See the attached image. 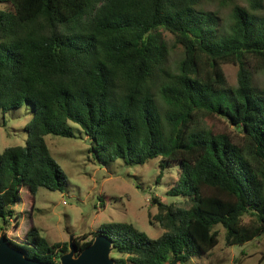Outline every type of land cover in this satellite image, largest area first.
I'll list each match as a JSON object with an SVG mask.
<instances>
[{"label":"trees","instance_id":"1","mask_svg":"<svg viewBox=\"0 0 264 264\" xmlns=\"http://www.w3.org/2000/svg\"><path fill=\"white\" fill-rule=\"evenodd\" d=\"M204 1L0 0V113L33 107L26 145L0 154L5 225L19 226L14 207L24 189L33 197L41 187L66 191L68 178L45 137L73 138V122L95 151L108 152L99 155L106 164L162 158L159 183L177 163L179 180L167 194L184 199H153L152 224L165 230L158 239L110 223L76 237L79 250L104 234L120 255L115 264H190L219 244L218 226L228 247L264 236V94L254 81V71L264 70V0H248L249 8L220 0L233 4L229 33L201 9ZM160 29L185 50L177 75L164 70L169 47ZM225 64L238 67L237 87L229 86ZM213 117L233 126L238 141L201 126ZM11 243L43 263L69 252L68 242L51 244L35 226Z\"/></svg>","mask_w":264,"mask_h":264},{"label":"rangeland","instance_id":"2","mask_svg":"<svg viewBox=\"0 0 264 264\" xmlns=\"http://www.w3.org/2000/svg\"><path fill=\"white\" fill-rule=\"evenodd\" d=\"M233 3L249 8L248 0H233ZM232 6L220 0H205L201 9L216 14L221 21V32L229 33L233 25ZM159 32L169 47L164 70L177 75L185 50L176 44L171 33L163 29ZM223 69L229 86L237 87L238 67L225 64ZM254 81L259 92L264 94V70L254 71ZM158 102L164 114L167 106L160 97ZM32 117L33 107L30 103L0 113V154L7 148L26 145V126ZM69 125L75 134L73 138L55 135L45 137L52 157L68 178L66 191L52 192L41 187L33 197L24 189L23 202L14 207L21 215L19 226L15 221L5 225L0 218V237L5 233L10 241L20 244L35 226L51 244L69 243L72 237L96 232L105 224L127 223L151 239H158L165 230L157 221L152 224V218L158 213V205L153 199L156 197L168 205L183 203L181 196L167 194L179 180L178 164L174 163L166 169L158 183L162 158L149 160L144 165H129L121 159L106 164L99 160V155H108V152L95 151L81 127L73 122H69ZM201 126L212 128L217 133H228L235 141L239 139L234 127L223 118H207L201 121ZM100 197L103 198L104 206ZM249 220L247 217L246 222ZM215 230L219 232V244L209 255L194 259L190 264H264V236L244 245L228 247L224 228L218 226ZM119 256L114 250L112 257ZM59 263L60 260L57 261Z\"/></svg>","mask_w":264,"mask_h":264},{"label":"water","instance_id":"3","mask_svg":"<svg viewBox=\"0 0 264 264\" xmlns=\"http://www.w3.org/2000/svg\"><path fill=\"white\" fill-rule=\"evenodd\" d=\"M72 237L69 242V252L60 257L59 264H115L112 253L115 250L113 241L106 235L100 234L84 250H79ZM0 264H55L43 263L28 258L25 253L12 245L5 233L0 237Z\"/></svg>","mask_w":264,"mask_h":264},{"label":"built area","instance_id":"4","mask_svg":"<svg viewBox=\"0 0 264 264\" xmlns=\"http://www.w3.org/2000/svg\"><path fill=\"white\" fill-rule=\"evenodd\" d=\"M64 203H66V202H64Z\"/></svg>","mask_w":264,"mask_h":264}]
</instances>
